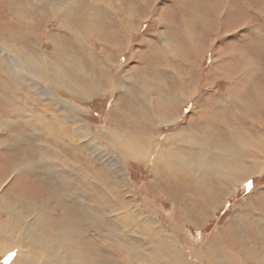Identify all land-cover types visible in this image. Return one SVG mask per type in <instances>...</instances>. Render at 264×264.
I'll return each mask as SVG.
<instances>
[{
  "label": "rangeland",
  "instance_id": "rangeland-1",
  "mask_svg": "<svg viewBox=\"0 0 264 264\" xmlns=\"http://www.w3.org/2000/svg\"><path fill=\"white\" fill-rule=\"evenodd\" d=\"M112 1L117 3H113L112 14L108 12L111 9L108 0H78L74 17L73 14L66 17V14L53 15L46 0H0L1 80L4 78L5 85L9 82L6 88L11 93L14 90L19 98L17 102L33 107L32 114L44 110L51 129L61 125L63 133L73 139L71 144L69 139L65 140L62 149H57V143L48 133L41 134L40 130L36 133L38 129H33L36 126H25L29 122L13 116L16 111L13 105L17 103L0 98V123L9 124V130L0 129V171H7V158L10 162L11 157L21 166L23 163L18 158L23 154L32 159L49 160L50 169L61 175L60 181L67 182L65 191L55 190L60 197L59 204L50 200L44 191L32 187L34 184L25 185L17 180L12 185V178L0 193L7 190L19 193V189H25V193H34L40 199V208L43 212L47 209V215L54 211L60 223L66 218L68 228L77 237L72 249L84 250L81 257L86 258L87 264H217L212 257L218 253L231 264H262L264 153L260 151L258 157L251 156L249 152L254 150L249 144L260 142L264 149V0ZM68 2L56 0L62 7ZM130 11H134L133 16ZM62 19H67L64 25ZM120 23L130 30L126 37L119 29ZM188 30L191 33H186ZM187 34L196 45L191 46ZM5 44H12L33 58L38 56L50 61L44 68L46 71L43 70L47 75L37 74L21 64L20 58L9 52ZM4 66L12 70L6 77L14 76V84L7 82L2 74ZM181 77L186 78L185 87L178 83ZM147 81L164 82L169 87L168 94L179 92L182 101L175 103L177 119L173 123L162 124L154 118L153 111L162 114L158 107L162 104L150 108L144 102L141 94ZM34 85L45 93L51 91L56 100L49 101L48 94L42 96ZM63 107L87 122L90 139L85 137V132L78 131L77 124L70 122L75 132L65 126L63 116H58L63 114L60 110ZM56 115L60 121L48 118ZM103 126L117 128L122 132L121 137L129 132L127 139L141 140L139 146L145 149V154L125 162L114 151L109 141L111 136L100 134ZM228 129L245 137L249 152L241 145L238 148L244 151L234 149ZM183 132L186 144L176 143L174 139L180 138ZM197 142L202 150L205 146L211 147L213 155L224 152L227 156H236L239 165L249 166L254 174L241 184L230 183L227 179L219 180L214 169L204 172L197 167L198 181H205L204 190L192 182L196 176L193 174L185 182V177L180 175V191L173 188L175 184L169 186L171 183L163 178L179 164L173 161L169 165L171 169H167L163 159L174 150L196 165L198 156H192L195 153L190 146ZM99 147L106 151V157L95 155ZM147 152L151 158L149 154L145 156ZM159 156L164 158L161 160ZM252 157H257L254 162L250 161ZM113 159L120 162L123 170ZM213 165L222 166L217 161ZM40 168L31 176L52 185ZM8 178L9 175L2 180L6 182ZM220 181L232 189L237 184L236 193L231 197L220 187ZM249 182L251 187H247ZM88 207L93 211L92 216ZM68 208L72 210L71 215L66 212ZM47 215L45 225L51 229ZM148 217L153 225L145 220ZM0 243V264H12L16 255L21 256L23 249L7 246L3 240ZM172 245L179 255L166 253ZM35 253V249L31 250V254L35 256Z\"/></svg>",
  "mask_w": 264,
  "mask_h": 264
},
{
  "label": "bare ground",
  "instance_id": "bare-ground-1",
  "mask_svg": "<svg viewBox=\"0 0 264 264\" xmlns=\"http://www.w3.org/2000/svg\"><path fill=\"white\" fill-rule=\"evenodd\" d=\"M48 2V5L51 6L53 15L58 16V13L61 16H65L67 15H71L74 17V11H75V7H77L78 4V0H70V2H68V4H66L65 7H62L60 5H58L56 3V0H46ZM95 2H100L101 0H94ZM109 1V11L111 14L114 13L115 9H113V1L112 0H108ZM139 1V0H138ZM146 1V0H145ZM33 3V1H31ZM81 2V1H80ZM104 2V1H103ZM143 3V2H142ZM141 3V4H142ZM107 4V3H106ZM111 4V5H110ZM117 4V3H114ZM140 4V5H141ZM144 4V3H143ZM146 4V3H145ZM107 6V5H106ZM112 6V7H110ZM118 6H120L118 4ZM79 7V6H78ZM103 7V6H102ZM33 8V7H32ZM38 8V7H36ZM35 9V8H34ZM119 11V10H118ZM121 11V10H120ZM86 12V11H85ZM88 12V11H87ZM129 12V11H128ZM90 14V12H88ZM87 13V14H88ZM94 13V12H93ZM106 13V12H105ZM148 13V12H147ZM96 14V13H95ZM59 15V16H60ZM106 15V14H105ZM110 15V14H109ZM130 15L133 16L134 15V11H130ZM89 16V15H88ZM87 16V17H88ZM95 16V15H94ZM101 16V15H100ZM113 16V15H112ZM147 16V14H146ZM86 17V18H87ZM98 17V16H97ZM74 19V18H73ZM86 20V19H85ZM89 20V19H88ZM67 21V19H66ZM62 19V25H64V23L66 22ZM75 21V20H74ZM82 21V20H81ZM96 21V20H95ZM122 22V21H121ZM48 23V22H47ZM87 23V22H86ZM95 23V22H94ZM93 23V24H94ZM124 23V22H123ZM92 24V25H93ZM96 24V23H95ZM101 24V23H100ZM67 25V24H66ZM91 25V26H92ZM98 25V23H97ZM102 25V24H101ZM128 26V25H127ZM86 28V27H85ZM189 28V27H188ZM124 37L127 36V29L124 24L120 23V28ZM187 29V27H186ZM98 30V29H97ZM72 31V30H71ZM84 31V30H83ZM102 31V30H101ZM130 31V30H129ZM89 32V31H88ZM91 33V32H90ZM113 33V32H112ZM115 33V32H114ZM186 33H191L189 30L186 31ZM88 34V33H87ZM130 34V33H129ZM91 34H89L90 36ZM120 35V34H119ZM188 35V34H187ZM93 36V35H92ZM114 36V35H113ZM87 37V36H86ZM162 37V36H161ZM89 39V37H87ZM115 38V37H114ZM161 39V38H160ZM84 39H80V41H82ZM86 40V39H85ZM164 40V38L162 39ZM188 40L189 42H191V46L192 45H196L194 44V40L192 37H190L188 35ZM94 41V40H93ZM84 42V41H83ZM166 42V41H165ZM84 44V43H83ZM88 44V43H87ZM127 45V44H126ZM5 47L7 48V50L9 52L14 53L16 56H18L20 59V63L24 64V66H29V68H31V70L33 69L34 72H40V74L42 73V75L47 73H43V70L45 67H47L46 65L49 64V62L44 61V59H40V57H34L30 56L28 53L26 52H20L19 50H16L15 46H12V44H5ZM168 47V46H166ZM196 47V46H195ZM165 48V47H164ZM90 50V49H89ZM93 50V49H92ZM165 52V50H164ZM171 52V51H170ZM31 53V52H30ZM89 53V52H88ZM11 55V54H10ZM32 55V54H31ZM90 55H94V53L92 54L90 52ZM90 57V56H89ZM15 58V56H14ZM91 58V57H90ZM18 60V61H19ZM12 61V60H11ZM15 61V60H14ZM8 64V63H5ZM74 64V63H72ZM71 64V65H72ZM50 65H52V69L55 68V66H53V63H50ZM16 66V65H15ZM19 66V65H18ZM23 66V67H24ZM5 67V66H4ZM18 68V67H17ZM69 68V67H68ZM28 69V68H27ZM10 68L5 67L4 71L2 72L3 75H5V79L8 81H10L11 83L14 76H7V73L9 74V72L11 73V71H9ZM23 70V69H22ZM55 70V69H54ZM25 71V69H24ZM29 71V70H28ZM46 71V70H44ZM74 72V71H73ZM109 73V72H108ZM22 74V73H21ZM34 74V73H33ZM39 74V73H37ZM50 74V73H49ZM53 74V73H51ZM2 75V77H3ZM41 75V76H42ZM28 75H26L27 77ZM40 76V77H41ZM82 76V75H81ZM106 76V75H105ZM111 76V75H110ZM13 77V78H12ZM47 77V76H45ZM44 79H47L45 78ZM49 77V75H48ZM178 77V76H177ZM188 78V77H187ZM27 79V78H26ZM40 79V78H39ZM41 80V79H40ZM43 80V79H42ZM186 80V78H178V83H180V85H182V87H185V83L184 81ZM25 81V80H24ZM188 81V79H187ZM6 82V83H7ZM115 82V81H114ZM9 83V82H8ZM7 83V84H8ZM109 83V82H108ZM164 82H156L155 84L151 83L150 81H147L145 83V85L142 87V94L141 97L144 98V102L150 106V108H152L154 105L158 106L160 104H162V106H158L160 109V112H162V114L160 113H156L157 110L153 111V116L154 118H156L157 121L161 122L162 124H169V123H173V121H175L177 119V115H175V113L177 112L176 108L177 106L175 105V103H177L179 100L182 101L181 96L179 95V92L177 93H173L172 95L167 91L169 90V87L166 84H163ZM6 84V85H7ZM14 84V83H13ZM110 85L112 83H109ZM5 85V80L3 78V80H1L0 78V98H2L3 100H6L9 102L10 99H12V101H14L15 103H17L15 106L13 105L14 110L13 111V116L19 117V119L21 121L24 122H29V124H24L25 126H29L31 125V127L36 126L37 128H33V129H38L36 133H48V136L51 137L53 139V141H55L57 143V149H62V145H64V141L69 139V144H71L70 142L73 140L71 136L65 135L63 133V130H61V125H58V129L55 127V130L51 129L50 123H48V121H46V115L44 110L40 111L37 110V112H35V114H32V108L33 107H25L23 105H21L20 102H17L16 99L19 100L17 95H14V90L13 93H11L10 91L7 90V86ZM11 87V86H9ZM13 87V86H12ZM71 87V86H70ZM82 87V86H81ZM141 87V86H140ZM98 88V87H97ZM110 88V87H109ZM34 89L38 90L41 95H47V99L49 101H55L56 100V95H54L53 93L50 92H46L45 90H42V88L35 86L34 85ZM99 89V88H98ZM111 89V88H110ZM123 89V88H122ZM141 89V88H140ZM73 90V89H72ZM101 90V88H100ZM113 90V88H112ZM263 91V90H262ZM19 93V91H17ZM53 92V91H52ZM103 92V91H102ZM152 92V93H151ZM167 92V93H166ZM20 94V93H19ZM37 94V93H36ZM166 94V95H164ZM30 95V94H29ZM157 95V96H154ZM21 96V95H20ZM184 96V94H183ZM32 98V97H31ZM46 98V97H44ZM188 98V97H187ZM261 98V97H259ZM24 99V98H23ZM1 100V101H3ZM262 100V99H260ZM36 101V99H35ZM179 101V102H180ZM22 102V101H21ZM29 102V101H28ZM47 102V101H45ZM59 102V101H58ZM13 103V102H12ZM63 103V101H62ZM68 103V102H67ZM6 104V103H5ZM56 104V103H55ZM3 105V104H2ZM26 105V104H25ZM6 106V105H5ZM152 106V107H151ZM39 107V106H38ZM45 107V106H44ZM143 107V106H142ZM59 108V107H58ZM144 108V107H143ZM35 110V109H34ZM63 114L62 115H58V116H63V123L65 124L66 127H69V130L71 132H75V126L71 127L70 122L77 124L78 125V131H80V133L85 132V137L88 138V124L87 122H85L83 119L77 117L76 115H74L71 111H69L66 108H62L60 109ZM59 110V111H60ZM36 111V110H35ZM58 111V112H59ZM150 114V113H149ZM54 116L48 117L51 120H53V122L55 121H60L58 120L59 117H57V115L55 116V118H53ZM137 122V121H136ZM23 123V122H21ZM108 125V124H106ZM161 125V124H160ZM9 124H7L6 122L4 124L0 123V129L5 128L9 130ZM229 127V126H228ZM102 128H104V131L100 134L104 135L106 134V137L109 135L110 140L112 145H113V149L114 151H116L117 155L118 153L123 157L124 161L127 162V159L129 158H139L141 157L142 154H145V149H142L143 147L139 146L141 143V140H139L138 138H132L131 137V141H129L127 139V134L130 135V133L128 132L126 135H122L123 137H121L122 132H119L117 128H108L106 130V128L103 126ZM67 129V128H66ZM77 131V132H78ZM227 134H229L232 145H235V150L240 151L238 146L241 145L243 146V148H245L244 150H248L247 152H249V148L246 145V140L244 141L243 136L241 133H238L234 130H227ZM40 136V134H39ZM79 136V135H78ZM81 136V135H80ZM71 137V138H70ZM14 138V137H13ZM75 138V136L73 137ZM83 138V137H82ZM81 138V139H82ZM64 139V140H63ZM90 139V137L88 138ZM146 140V142L148 141L147 138H144ZM187 137L184 136V132L183 134L180 135V138H175V142L176 143H181L182 144H186V140ZM87 140V139H86ZM94 141V139H91ZM144 140V141H145ZM160 141V140H159ZM63 142V143H62ZM145 142V143H146ZM77 143V142H76ZM94 143V142H93ZM250 143V142H249ZM54 144V143H53ZM80 144V143H79ZM96 144V143H95ZM221 144H224V142H221ZM226 144V143H225ZM83 145V144H82ZM88 145V144H87ZM227 145V144H226ZM246 145V146H245ZM249 145L252 146V149L254 150V153H250L251 156H257L260 151H262L261 153H264V149L262 148L260 142H256V143H250ZM76 146V145H75ZM144 146V145H143ZM188 146V145H187ZM79 147V145H78ZM220 147V146H219ZM223 147V146H222ZM149 148V147H148ZM154 148V147H153ZM190 148L193 150V152L195 154H193L192 156H198L195 158L196 161L198 162L196 165L193 163H189L188 161H186L185 158L180 157L179 154L176 153V151L172 150L171 152H169L166 156L165 159L164 156H159L160 159L164 160L166 162V164L164 165L167 169L171 167L169 166L171 164V162H178L179 167L174 168L173 170L168 171L167 174H165V177L163 179H165V181H169V183H171V185H177V186H173V188H177L179 189L178 191H180V188L182 187L181 185L178 184V180L181 176H184V182L188 180H190V174L196 175L194 176L195 178L192 179V182H194L195 184H197L198 189H203L204 188V182L200 183L197 177V167H200L205 171H211L212 169L215 170L216 172V177H218L219 180H221L220 178L227 179V182H237L239 184H241V182L243 183L245 181V179L247 180L251 174H254L252 171L253 169L249 168V166H240L238 161H236V156L233 155H229L227 156L224 152L223 153H219V152H215L218 154H211L212 149L210 150V148L208 146H205L204 149L202 150V145L197 142L196 145H191ZM221 148V147H220ZM227 147H224L223 149H225ZM232 148V147H231ZM172 149V148H171ZM184 149V148H183ZM219 149V148H218ZM222 149V148H221ZM92 150V149H90ZM94 150V149H93ZM241 148V151H244ZM55 151V150H54ZM75 151V150H74ZM151 151V150H150ZM216 151V149H215ZM230 151V150H229ZM240 151V152H241ZM96 152V151H95ZM98 154L97 155L98 158H104L106 157L107 153L105 150L101 149V147H99L98 149ZM155 152V151H154ZM200 153L197 154V153ZM164 153V152H162ZM243 153V152H242ZM54 154V153H53ZM149 153H146V157ZM155 154V153H154ZM165 154V153H164ZM197 154V155H196ZM58 155V154H56ZM70 155V154H69ZM150 155V154H149ZM114 156V155H113ZM143 156V155H142ZM67 157V156H66ZM151 158V155L149 156ZM257 157H255L254 159H256ZM15 157H11V161L9 162L8 158H7V171L5 172V169H2L4 171H0V190L2 189V187L7 186L11 180L13 179V184L18 182L17 180H19L20 182H23L25 185L27 184H34V187L36 190H41L42 192L44 191L45 194H47L48 196H50V200H52L53 202H57V204H59V200L60 197L58 198V195L56 194L55 190L57 191H65L66 187H67V182H62L60 181V176H58L56 174V171H54L53 169H50V166L47 165V163H49V160L46 159H39L38 157L36 158H31L30 156L27 155H23L21 154V157H19L18 159L21 160V162L23 163L21 166H18L15 161L17 159H14ZM96 158V157H95ZM239 159V158H238ZM254 159L252 157V160L254 162ZM114 162L116 163V165L118 166L119 169L123 170L122 165L120 164V162H118V160L113 159ZM157 160V159H156ZM47 161V162H46ZM147 161V160H146ZM145 161V162H146ZM159 161V159H158ZM217 161L220 162L222 164V168L220 167H215L213 165V163ZM20 162V163H21ZM112 162V161H111ZM144 162V163H145ZM148 163V162H147ZM152 163V162H151ZM111 164V163H110ZM124 164V163H123ZM256 164V168L258 170V161H255ZM155 165V164H154ZM157 165V164H156ZM155 165V166H156ZM125 166V165H124ZM217 166V165H216ZM40 168L42 170V172L47 176V178L51 179V184L52 185H47L44 184V181H41L39 178H35L33 176H31L32 174H35L36 172V168ZM6 168V167H5ZM33 168V170H32ZM115 169V168H114ZM98 170V169H97ZM118 171V170H117ZM120 171V170H119ZM174 171L177 173V175L179 174V176H176V174L174 173ZM35 172V173H34ZM238 172V173H237ZM259 172V171H258ZM200 173V172H199ZM234 173L236 175H234ZM97 174V173H96ZM238 174H240L238 176ZM9 178L8 180L5 182L2 180V177L8 176ZM181 175V176H180ZM103 176V175H102ZM176 176V177H175ZM199 176V175H198ZM96 177V176H95ZM125 177L127 178V176L125 175ZM12 178V179H11ZM105 178V177H104ZM114 178V176H113ZM111 179V178H110ZM244 179V180H243ZM69 181V180H68ZM110 181V180H109ZM154 182V181H153ZM164 182V181H163ZM83 183L85 184L86 181L83 180ZM159 183V182H158ZM167 182V184H169ZM207 183V182H206ZM156 184V183H155ZM193 184V183H192ZM191 184V185H192ZM47 185V186H46ZM207 185V184H206ZM10 186V185H9ZM15 186V185H14ZM164 186V185H163ZM193 186V185H192ZM96 187V186H95ZM120 187V186H119ZM125 187V186H124ZM128 187V186H127ZM195 187V186H194ZM203 187V188H202ZM220 187H223L230 195L231 197L233 196V194L236 193V190L238 188L237 184H236V189H232V187H228V184H226L225 182H221L220 181ZM11 188V187H10ZM19 188V187H18ZM126 188V187H125ZM172 188V189H173ZM26 189H30L28 186H26ZM35 189H32V192L35 191ZM164 189V188H162ZM161 189V190H162ZM165 189L168 190V188L166 187ZM183 189V188H182ZM34 190V191H33ZM100 190V189H99ZM190 190V189H189ZM204 190V189H203ZM216 190V189H215ZM10 191V190H9ZM7 190V192H4L3 194L0 193V241H5L7 242L6 245L7 246H11V247H16L21 251V256L16 255L15 259H13L12 264H87L85 262V257L82 260L81 256H84L82 253H84L85 251H81L79 250V252H75L73 251V247L75 245V243H77V237H75L72 234V231L68 228V221L65 218L66 221L63 222H58L57 221V215L54 213V211H52V213L49 214L47 209H45L44 207V212L41 210V205L39 204V198L34 194V193H25V189L20 190L19 189V193L13 192L12 190L9 192ZM177 191V192H178ZM186 191V190H185ZM199 191V190H198ZM209 191V190H208ZM213 191V190H212ZM211 191V192H212ZM225 192V191H224ZM7 193V194H6ZM202 193V192H201ZM110 194V193H109ZM178 194V193H177ZM181 194V193H180ZM184 194V192H183ZM208 196H212L210 195V193H207ZM213 194V193H212ZM114 198V197H113ZM179 198H182V194L180 195ZM185 198V196H184ZM216 198V197H215ZM130 200V199H129ZM214 200V199H213ZM228 200V199H226ZM87 203V202H85ZM139 203V202H137ZM130 204V203H129ZM213 205V204H212ZM85 206V205H84ZM92 206V204H91ZM134 206V205H133ZM132 206V207H133ZM138 206V205H137ZM87 207V205H86ZM84 207V208H86ZM140 207V206H139ZM145 207V206H144ZM150 207V206H149ZM119 208V207H118ZM89 211V216H92V209H90V207H88ZM105 209V208H104ZM142 209V208H141ZM152 209V208H151ZM156 209V208H155ZM86 210V209H85ZM108 210V209H107ZM147 210V209H146ZM71 209L68 208L66 209V212H69V214L71 215ZM140 211V210H139ZM87 212V210H86ZM136 212V211H135ZM138 212V211H137ZM141 212V211H140ZM158 212V211H157ZM115 213V212H114ZM257 214V213H256ZM45 215H47L50 218V222L52 223L53 228L49 229L46 225H45V221H44V217ZM66 215V214H64ZM146 215V214H145ZM75 216V214L73 215ZM86 216V215H85ZM88 216V217H89ZM125 216V215H124ZM137 216V215H136ZM141 216V214L139 215ZM148 216V215H147ZM208 216V215H207ZM263 216V215H262ZM84 217V216H83ZM128 217V216H127ZM143 217V216H142ZM154 217V216H153ZM137 218V217H135ZM46 219V218H45ZM130 218H128L129 221ZM122 220V219H121ZM141 220V219H140ZM149 225H153L151 219L148 217L147 219H145ZM87 221V220H86ZM139 221V220H138ZM137 221V222H138ZM70 223V222H69ZM130 224V223H129ZM140 224V222L138 223ZM78 226V225H77ZM138 226V225H137ZM153 227V226H151ZM158 233H163L161 230L159 229H154ZM163 230V229H162ZM264 230V229H263ZM153 231V230H152ZM75 232V230H74ZM76 233V232H75ZM85 234V233H84ZM164 234V233H163ZM152 235V234H151ZM167 235V233H166ZM164 235L166 238L167 236ZM77 236V235H76ZM150 237V236H149ZM261 237V236H260ZM84 239V238H83ZM160 239V238H159ZM262 239L264 240V237H262ZM235 241V237L233 239ZM73 241H76L75 243ZM80 241V240H79ZM84 243V241H83ZM1 244V243H0ZM220 244V242H219ZM1 246V245H0ZM173 246V245H172ZM4 247V246H3ZM1 247V248H3ZM10 247V248H11ZM175 245L172 248H168L167 247V252L168 254H170L171 252H173L174 255H179L178 252L175 251ZM7 249V247H6ZM36 251L35 256L34 254H31V250ZM2 251V249H1ZM136 252V251H135ZM31 254V255H29ZM255 253H253L254 255ZM137 255V254H136ZM210 255V254H209ZM216 255V254H215ZM213 256V261L217 264H231L230 261L226 258H221L219 253L216 256ZM260 255V254H259ZM18 256V257H17ZM255 256V255H254ZM90 257V256H89ZM137 257V256H136ZM253 257V256H252ZM211 258V257H210ZM248 258V257H247ZM211 260V259H210ZM248 260V259H247ZM23 261V263L21 262ZM173 261V260H172ZM180 261V260H178ZM257 261V260H256ZM264 260L262 259V264H264L263 262ZM98 262H101V260H99ZM104 262V261H103ZM212 262V261H211ZM176 263V262H175ZM98 264V263H97ZM103 264V263H100ZM261 264V263H260Z\"/></svg>",
  "mask_w": 264,
  "mask_h": 264
},
{
  "label": "snow or ice",
  "instance_id": "snow-or-ice-1",
  "mask_svg": "<svg viewBox=\"0 0 264 264\" xmlns=\"http://www.w3.org/2000/svg\"><path fill=\"white\" fill-rule=\"evenodd\" d=\"M247 187H251V182H249V184L247 185Z\"/></svg>",
  "mask_w": 264,
  "mask_h": 264
}]
</instances>
